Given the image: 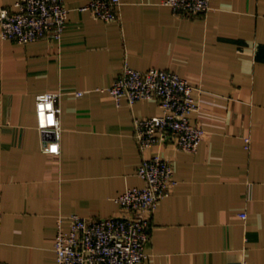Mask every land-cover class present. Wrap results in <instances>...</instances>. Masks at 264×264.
Masks as SVG:
<instances>
[{
    "label": "crops",
    "instance_id": "obj_1",
    "mask_svg": "<svg viewBox=\"0 0 264 264\" xmlns=\"http://www.w3.org/2000/svg\"><path fill=\"white\" fill-rule=\"evenodd\" d=\"M64 1L60 39L0 35V264H57L59 221L67 231L73 214H127L116 199L144 185L136 169L152 153L170 160L177 183L150 215L141 264H264V0H210L202 16L120 0L111 22L81 10L89 0ZM124 64L197 88L190 122L205 134L195 153L165 140L140 151L133 119L160 109L115 103L107 88ZM41 93H60L58 153L38 128Z\"/></svg>",
    "mask_w": 264,
    "mask_h": 264
},
{
    "label": "built area",
    "instance_id": "obj_2",
    "mask_svg": "<svg viewBox=\"0 0 264 264\" xmlns=\"http://www.w3.org/2000/svg\"><path fill=\"white\" fill-rule=\"evenodd\" d=\"M210 0H165L174 15L202 16L208 12ZM120 0H89L81 10L105 22L117 21ZM68 9L64 0H16L11 10L0 8V35L4 40L27 44L39 39L58 40L66 29ZM197 88L178 74L149 69L136 70L124 64L119 76L107 88L119 105L152 100L160 114L134 118V140L140 151L168 141L178 150L195 153L205 132L190 122V114L198 109ZM81 95V93H78ZM60 93L36 96L38 128L48 137L47 152L58 153ZM246 148L250 140L246 139ZM170 160L159 153L144 157L136 174L143 180L141 187L128 188L117 197L127 214L100 219H87L73 214L65 231L58 222L53 250L57 264H141L150 240V215L159 201L176 186ZM245 219L246 214H241Z\"/></svg>",
    "mask_w": 264,
    "mask_h": 264
}]
</instances>
